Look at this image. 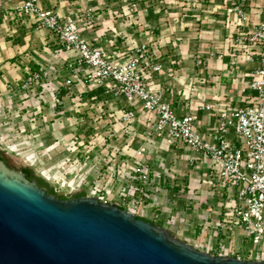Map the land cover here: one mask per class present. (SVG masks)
Masks as SVG:
<instances>
[{
	"label": "crops",
	"instance_id": "obj_1",
	"mask_svg": "<svg viewBox=\"0 0 264 264\" xmlns=\"http://www.w3.org/2000/svg\"><path fill=\"white\" fill-rule=\"evenodd\" d=\"M241 1L213 0L199 4L197 0H145V3L137 0H41V5L64 18L80 19L81 36L91 47L122 55L130 47L148 44L155 64L161 69L153 74L151 87L163 93L177 116L188 113L197 116L199 132L206 141L214 143L221 113L247 107L256 96L249 86L259 61L249 60V52L239 44V38L264 21V7L262 11L256 10L253 0H245L246 20L240 22L236 8ZM18 9L15 0H0L1 116L12 112L18 101L31 94H40L42 90L52 93L59 90V96L73 87H83L89 94L92 89L88 91L89 88L78 81L71 88L65 86L70 77L67 64L72 53L63 47L55 34L40 29ZM88 10H92V15ZM38 72L43 73L48 83L42 82L29 92L19 89L18 85L25 78ZM27 100L21 104L34 101ZM33 103L39 110L35 119H42V103ZM106 103L120 116L128 108L126 102L110 100ZM202 106L210 109L203 111ZM52 110L55 114L57 105ZM136 116L131 126L133 134L124 131L130 142L126 157H120V161L131 164L137 152L144 149L154 187L159 193L163 194L164 188L173 189V195L180 192V188L188 189L189 195L185 198L193 201L186 204L190 206L197 202L201 211L207 214L203 216L217 218L224 198L217 187L211 163L180 143L157 139L151 130L154 115L140 109ZM234 132L230 127L226 139L235 142ZM159 193L158 206H163ZM151 203V206L139 209L141 215L138 217L159 222L161 226L163 220L173 217V235L195 236L199 243L208 238L209 231L203 230L202 221H196L202 215L197 219L189 216L185 220L182 215L180 223L181 220L171 214L172 208L158 209Z\"/></svg>",
	"mask_w": 264,
	"mask_h": 264
},
{
	"label": "built area",
	"instance_id": "obj_2",
	"mask_svg": "<svg viewBox=\"0 0 264 264\" xmlns=\"http://www.w3.org/2000/svg\"><path fill=\"white\" fill-rule=\"evenodd\" d=\"M15 1L19 4L20 13L33 20L40 29L55 34L63 47L72 53L67 64L70 72L65 83L67 88L78 81L89 89H100L116 100H124L128 108L122 112L120 121L126 126V134H133L131 126L138 111L143 109L155 116L151 130L157 139L180 143L211 163L224 201L217 218L201 217L202 228L209 231L210 236L199 247H195L214 256L264 262V21L239 38V44L249 52V60L259 61L249 86L256 96L247 107L221 113L217 140L210 143L199 132L197 116L190 113L177 116L163 93L151 87L153 74L161 69L155 64L148 44L130 47L122 55H113L106 49L91 47L86 42L81 36L80 19L64 18L54 10H45L41 0ZM212 1L197 0V3ZM244 9L245 0L236 8L240 22L246 20ZM92 13V10H88L89 15ZM43 79L42 72L33 73L18 87L29 92ZM55 92L59 94V90ZM209 109V106L201 107L203 111ZM230 127L235 131V142L226 139ZM115 163L114 169L111 168L114 170L112 181L118 180L122 184L115 197L111 195L110 189L98 183L89 186L87 177H83L76 185L63 181L60 189L55 187L56 191L70 193L77 189L78 193L87 192V197L117 205L134 215L137 210L151 206L147 204L148 201L159 208V190L154 187L145 150L138 151L131 164L125 161ZM47 178L50 183L52 176ZM173 219H167L166 226L173 224ZM248 240L252 241L253 247L248 250L247 257H243L241 247Z\"/></svg>",
	"mask_w": 264,
	"mask_h": 264
},
{
	"label": "water",
	"instance_id": "obj_3",
	"mask_svg": "<svg viewBox=\"0 0 264 264\" xmlns=\"http://www.w3.org/2000/svg\"><path fill=\"white\" fill-rule=\"evenodd\" d=\"M0 159V264H264L198 250L96 197L61 200Z\"/></svg>",
	"mask_w": 264,
	"mask_h": 264
},
{
	"label": "rangeland",
	"instance_id": "obj_4",
	"mask_svg": "<svg viewBox=\"0 0 264 264\" xmlns=\"http://www.w3.org/2000/svg\"><path fill=\"white\" fill-rule=\"evenodd\" d=\"M137 1L145 3V0ZM253 1L254 8L262 11L264 0ZM257 5L259 8L256 7ZM42 82L48 83L45 77ZM63 93L58 96L56 92H43L42 90L40 94H31L29 98H23L15 103L16 108L14 107L12 112L7 113L6 116L0 114V149L10 162L32 168L38 176L44 177L45 180L48 181L47 177L51 175L50 184L53 187L60 189L63 181L76 185L83 177H87L89 186L92 187L98 183L110 189L111 195L115 197L122 184L118 180L117 182L112 181L114 170L111 168L114 169L115 162L121 164L120 157H126L130 142V138L124 133L126 126L119 120L120 114L113 112L110 109L111 105L106 103L116 99L96 88H93L89 94L83 87H73L65 91V94ZM26 99L34 100L36 104L42 103L41 110L44 115L42 119H35V113L39 110L34 105V101L27 105L21 104ZM116 101L125 104L124 100ZM55 105H57V112L54 114L52 109ZM82 131H85V134ZM53 145L56 146L51 150ZM62 159H66L67 162H63ZM106 165L110 169H107ZM163 190V194L159 193V196L164 204L159 208L167 206L172 208L173 213L171 214L176 215L181 220L180 223L182 219L185 220L189 216L196 218L206 213L201 211V206H197V202L190 206L186 204L193 201L185 198L189 195L188 189L180 188V192H175L174 195L173 189L164 188ZM78 192L79 190L74 189L70 193L66 191L59 193L71 197ZM194 195L201 196L202 194ZM173 196L175 197L172 198ZM175 208L180 210L177 211ZM139 215L141 214L137 210L136 216ZM182 215L185 218H182ZM202 216L196 221L200 223ZM166 222L168 221H162V223ZM166 225L167 223L163 225V228L171 231L172 225ZM175 236L194 246L199 247L200 245L195 236L192 238L186 235L179 236V234ZM252 247L251 240L243 243L242 256L247 257L248 250Z\"/></svg>",
	"mask_w": 264,
	"mask_h": 264
},
{
	"label": "trees",
	"instance_id": "obj_5",
	"mask_svg": "<svg viewBox=\"0 0 264 264\" xmlns=\"http://www.w3.org/2000/svg\"><path fill=\"white\" fill-rule=\"evenodd\" d=\"M82 133L85 134V131H82ZM0 159L2 161H4L7 165H9L8 164V158L6 157V154L1 149H0ZM23 173L26 175L27 179H29L31 181L32 180H36L41 187L46 188L48 190V193L50 195L56 196L57 198H59L61 200L85 198V197L88 196L87 192H80V193L75 194V195H73L71 197L70 196H66L64 194H60L59 192L56 191V188L53 187L48 181H46L44 178L38 176L32 168H29V167L23 168ZM150 203H151V201L150 202L148 201L147 204H150ZM136 217L139 218V219H143V218L138 217V216H136ZM143 220H146V219H143ZM149 222H151V221H149ZM151 223H153V224H155L157 226H161V224H158V223L153 222V221Z\"/></svg>",
	"mask_w": 264,
	"mask_h": 264
},
{
	"label": "flooded vegetation",
	"instance_id": "obj_6",
	"mask_svg": "<svg viewBox=\"0 0 264 264\" xmlns=\"http://www.w3.org/2000/svg\"><path fill=\"white\" fill-rule=\"evenodd\" d=\"M8 164H9L8 166L11 167V165H10V161H9V160H8ZM23 168H27V167L22 166L20 169H18V168H13V167H12V169H16V170L21 171V172H23ZM26 178H27V177H26ZM28 180H29V179H28ZM30 181H31V180H30ZM31 182H36L39 188H41V189H45V190H46V193H47L48 195H50V194L48 193V190H47L46 188L41 187V186L39 185V183H38L36 180H32ZM55 197H56V196H55ZM58 199H59V198H58Z\"/></svg>",
	"mask_w": 264,
	"mask_h": 264
}]
</instances>
